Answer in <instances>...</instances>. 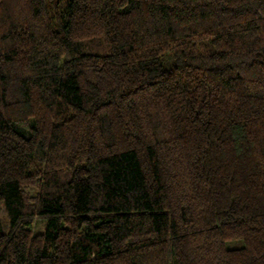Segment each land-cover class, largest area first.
<instances>
[{
  "label": "trees",
  "instance_id": "trees-1",
  "mask_svg": "<svg viewBox=\"0 0 264 264\" xmlns=\"http://www.w3.org/2000/svg\"><path fill=\"white\" fill-rule=\"evenodd\" d=\"M0 264H264V0H0Z\"/></svg>",
  "mask_w": 264,
  "mask_h": 264
},
{
  "label": "rangeland",
  "instance_id": "rangeland-1",
  "mask_svg": "<svg viewBox=\"0 0 264 264\" xmlns=\"http://www.w3.org/2000/svg\"><path fill=\"white\" fill-rule=\"evenodd\" d=\"M42 225L39 226V228L41 229Z\"/></svg>",
  "mask_w": 264,
  "mask_h": 264
}]
</instances>
